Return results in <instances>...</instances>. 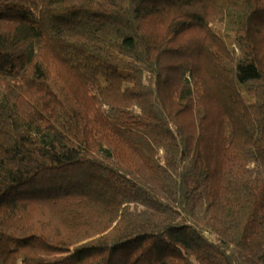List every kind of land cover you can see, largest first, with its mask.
Instances as JSON below:
<instances>
[{"label": "trees", "instance_id": "16d2710c", "mask_svg": "<svg viewBox=\"0 0 264 264\" xmlns=\"http://www.w3.org/2000/svg\"><path fill=\"white\" fill-rule=\"evenodd\" d=\"M0 264H264V0H0Z\"/></svg>", "mask_w": 264, "mask_h": 264}]
</instances>
